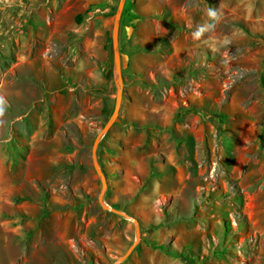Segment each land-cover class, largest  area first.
<instances>
[{"label":"rangeland","instance_id":"rangeland-1","mask_svg":"<svg viewBox=\"0 0 264 264\" xmlns=\"http://www.w3.org/2000/svg\"><path fill=\"white\" fill-rule=\"evenodd\" d=\"M117 3L0 0V264H264V0H125L105 208Z\"/></svg>","mask_w":264,"mask_h":264},{"label":"water","instance_id":"water-1","mask_svg":"<svg viewBox=\"0 0 264 264\" xmlns=\"http://www.w3.org/2000/svg\"><path fill=\"white\" fill-rule=\"evenodd\" d=\"M125 0H118L112 28H111V42H112V52H113V72H114V78H115V86H116V96H115V103L114 108L112 110V113L110 114L109 118L105 122V124L102 126V128L97 132L93 144H92V160L94 164V168L102 182V189L99 196V201L105 208H110V206L104 201L103 194L106 186L105 176L102 172V170L99 167L97 157H96V147L99 142V140L102 138V136L105 134V132L108 130V128L112 125L114 120L116 119V116L118 114V109L120 106V100H121V92H122V77H121V65H120V51H119V39H118V32H119V22L121 17L122 8L124 5ZM116 212L124 214L121 211H118L115 209ZM132 246L129 248V250L119 258L118 261H121L130 251Z\"/></svg>","mask_w":264,"mask_h":264},{"label":"clouds","instance_id":"clouds-1","mask_svg":"<svg viewBox=\"0 0 264 264\" xmlns=\"http://www.w3.org/2000/svg\"><path fill=\"white\" fill-rule=\"evenodd\" d=\"M206 15L209 18V22L206 24L198 25L193 31H192V38L193 39H199L202 34L205 31H209L214 28L216 22L220 19V15L218 11L215 8L209 7L206 11ZM230 41L228 39H225L222 41L223 45L229 44ZM216 49L213 48L212 51H215ZM2 110V109H0Z\"/></svg>","mask_w":264,"mask_h":264}]
</instances>
